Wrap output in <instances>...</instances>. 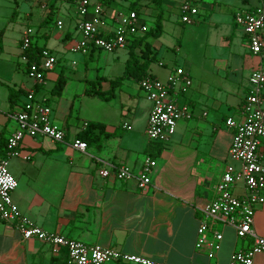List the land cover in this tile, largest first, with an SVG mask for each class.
Returning <instances> with one entry per match:
<instances>
[{
    "label": "crops",
    "instance_id": "1",
    "mask_svg": "<svg viewBox=\"0 0 264 264\" xmlns=\"http://www.w3.org/2000/svg\"><path fill=\"white\" fill-rule=\"evenodd\" d=\"M6 1L12 5L18 0ZM182 1L163 0V5L170 8ZM186 1L196 8V13L197 5L213 11L206 36L195 47L198 57L193 64L185 60L184 65H178L162 56L154 60L146 41L132 46V53L138 57L135 63L141 65L139 70L143 75L165 81L170 73L181 71L191 80L184 92L175 95L177 104L186 105L191 117L177 123L165 142L150 140L145 135L150 102L138 87L141 77L134 79V85L125 82L110 85L111 79L122 72L132 40L117 49L126 50L120 62L102 67L101 73H107L106 76L98 78L97 71L90 70L99 81L88 88L81 87L82 81L84 85L89 79L87 63L76 66L78 52L69 50L76 39L69 30H62L64 20L59 16L64 4L75 5L76 0H31L28 5L20 2L23 4L20 8L15 5L18 14L33 25L25 26L31 28V36L41 41V44L31 42V47L48 49L55 63L44 72L40 82L35 83L26 75L25 65L24 77L11 75V81H15L10 87L11 100L7 99V91L0 99V144L15 128L9 115L20 108L23 100L17 101L29 89L36 101L49 106L51 121L58 123L65 133L64 142L24 135L17 145L18 155L7 162V169L16 181L10 192L13 205L42 230L111 247L159 264H228L236 249L232 227L214 224L222 238L212 258L205 256L204 249L195 247L198 208L214 197L212 186L224 166L231 163L226 161L232 129L224 120L241 118L249 73L257 68L264 72V47L258 54L248 50L247 36L234 24L233 13L264 8V0ZM114 13L107 14L104 10L105 16ZM53 15L55 20L49 27L47 21ZM137 17L145 26L138 13ZM57 20L61 22L59 28L55 24ZM75 22L76 19L68 26L75 28ZM192 22L191 18L187 24ZM14 25L15 22H9L0 31V55L7 61L20 55L24 26ZM146 30L145 27L134 37H141ZM260 35L264 41V30ZM58 75L64 78V83L55 94L52 88ZM0 85H4L1 80ZM95 89L103 91V97L93 95ZM260 97V105L264 107V84ZM89 123L93 127L87 138L82 139L86 143L84 151L71 148L68 142L78 138ZM259 154L264 166V146L259 147ZM145 157L155 162L145 190L138 189L134 179L103 178L96 172L107 164L126 165L136 174ZM235 191L240 193L241 185H236ZM252 228L264 237V202L254 208ZM249 244L248 238H241L240 247ZM0 264L67 263L64 249L54 252L46 243L22 239L12 223L0 220ZM252 264H264V252L255 254Z\"/></svg>",
    "mask_w": 264,
    "mask_h": 264
},
{
    "label": "built area",
    "instance_id": "2",
    "mask_svg": "<svg viewBox=\"0 0 264 264\" xmlns=\"http://www.w3.org/2000/svg\"><path fill=\"white\" fill-rule=\"evenodd\" d=\"M103 0H76L75 28L79 32L69 48L70 51L88 54L94 49L112 52L126 46L139 32L145 30L134 10L117 11L105 16ZM180 21L191 22V15L196 8L184 0L179 5ZM233 22L247 36L248 50L258 54L264 47L260 32L264 30V8L254 7L249 10H236ZM60 27L61 22H55ZM32 30L25 27L20 36V61L25 65V73L33 82H40L46 70L52 68L55 57L46 48H41L33 57L28 58L31 48ZM191 84L187 74L176 71L170 73L165 81L151 76L138 80V87L150 102L147 113L145 135L154 141H167L180 119H189L191 112L184 104H177L175 95L184 92ZM248 90L240 108L241 118L237 121L226 117L224 124L232 129V136L227 148V163L212 186L214 197L198 208L199 219L195 247L204 249L205 256L212 258L220 247L222 234L214 228L215 223L232 227L235 237L248 238L247 247L232 251L228 264H252L255 254L264 252V237L252 228L254 208L264 202V166L260 163L259 147L264 146V107L260 105V94L264 84V72L252 70L247 77ZM50 108L42 101H36L33 91L23 95L20 108L9 117L15 128L0 144V220L12 223L22 239H33L50 246L57 252L64 249L67 264H159L144 257L121 252L97 243L87 244L80 240L66 238L61 234L47 232L25 218L15 208L10 192L16 181L7 169V162L17 156V145L24 135L30 138L44 137L50 142H64V130L50 119ZM86 126V122L82 123ZM129 128L128 125H125ZM68 145L78 151H84L83 140L73 138ZM154 160L145 157L141 167L133 174L126 165L112 167L104 164L97 169L100 177L113 176L118 180L134 179L140 190L150 184L149 172ZM240 182L242 191L235 187Z\"/></svg>",
    "mask_w": 264,
    "mask_h": 264
},
{
    "label": "rangeland",
    "instance_id": "3",
    "mask_svg": "<svg viewBox=\"0 0 264 264\" xmlns=\"http://www.w3.org/2000/svg\"><path fill=\"white\" fill-rule=\"evenodd\" d=\"M204 1L206 3H211V0ZM20 2L28 5L30 4L31 0H18L12 5L10 3H7L6 0H0V31H2L3 27L9 22H15L14 26L18 28L21 26H24L25 28L26 24L29 26H33L30 22H26L25 19L22 18V14H18L19 11H17L15 5L17 4L19 8L22 7L23 4L20 5ZM178 6L175 3L170 6V8H167V6L163 5V0H151V2L150 0H110L107 4L103 5V9L107 14H111L112 12L125 11L128 8H134L137 11L139 17L143 20L147 29L141 42L146 41L149 43L150 48L152 50L151 54L154 60L159 59L160 56H162L167 60L174 61L178 65H184L185 60L193 64L198 57L197 49H195V47L197 46L199 41H202L205 38L207 33L206 27L207 25H209L210 16H212L213 11L211 12L210 10H207L204 5H200L199 7L197 5V13L191 15L193 22L191 24H187L184 22L182 23L180 21V12ZM63 9L64 11L59 13V16H61L64 20L62 30H69L73 38H79L78 30L74 27L68 26L69 22H72L73 24L76 19L74 3L64 4ZM229 10H231V7L229 8ZM54 20L55 15H53V17L47 21V25H49V27H52V23ZM156 24L160 25V32L158 35L155 36L150 32H153V30H155ZM15 27H13V29H15ZM188 27H192L193 30H184ZM31 42L41 44L40 39L35 36H31ZM125 51L126 50H115L112 52H106L104 50L94 49L91 52V57L88 56L89 53L84 55L81 53H76L78 63L76 66L79 68L85 61L88 67L87 71L89 73V79L84 83V85L82 81L81 87L84 86L85 88H88L90 85H95L96 81H99L98 79L94 78L95 72L91 74L90 70L91 72L93 70H96L98 78H100L101 76H106L107 73H103V75L101 73L102 67L106 64H110L116 61L120 62L123 53H126ZM183 53L186 54V57L183 56ZM0 56L2 57V60L0 59V80L4 83V85H0L1 99V96L5 91H7L8 95V92L11 91L10 87H12L13 85L12 82H15L11 81V75H18L19 77H24V64L20 61V58L18 57L17 59L10 57L7 61L5 60V58H3L2 55ZM117 56L120 57L119 60L116 59ZM132 56L133 57L131 58V62L136 61V59L138 58L137 55L132 53ZM127 57H129V54ZM123 64L124 67L122 68V72L119 75L114 76L111 80L120 77L123 74V72L125 71L126 61ZM133 69L134 68L130 67L127 69L126 72L129 73L130 71H133ZM139 72L140 70L138 69L136 71V74ZM134 79L135 77L132 76H124L114 86L120 84L121 82L134 85ZM15 95H17L16 92ZM22 100L23 96L20 101L17 102H21ZM15 108L16 107H14V109ZM186 120L187 119H180L177 121V123ZM52 122L56 123L55 121ZM56 124L60 126L58 123ZM226 162L231 161L227 159ZM238 185H240V182H237V186ZM235 240L236 248H239L241 238L235 237ZM108 264L114 263L109 262Z\"/></svg>",
    "mask_w": 264,
    "mask_h": 264
},
{
    "label": "trees",
    "instance_id": "4",
    "mask_svg": "<svg viewBox=\"0 0 264 264\" xmlns=\"http://www.w3.org/2000/svg\"><path fill=\"white\" fill-rule=\"evenodd\" d=\"M107 2H108V0H103L102 1V3H103V5L104 4H107ZM132 9V8H131ZM136 13H137V11L135 10V9H133ZM159 32H160V25L159 24H156V27H155V30H153V32H150L151 34H153V35H158L159 34ZM144 35H145V33L141 36V37H134L133 39H132V41L130 42V44H129V47H134V46H136L137 44H139L140 42H141V40H143V37H144ZM146 43H144V45H145ZM133 47L132 48H130V53H129V57H128V59L126 60V64H125V71L123 72V74L120 76V77H117V78H115V79H113V80H111L110 81V85L111 86H114L115 84H117L118 82H119V80L121 79V78H123L124 76H132V77H135V78H140V77H142V76H147V75H143V71L142 72H139V73H137L136 74V71L138 70V69H140L141 68V65L140 64H137V63H135V61L134 62H131V58L133 57L132 56V51H133ZM41 49V48H40ZM40 49H34V47H31L30 48V51L28 52V58H30V57H33V56H35L36 54H38V51L40 50ZM134 68L133 69V71H130L129 73H127L126 71H127V69L128 68ZM97 82V81H96ZM63 83H64V78L62 77V76H60V75H58L57 77H56V79H55V82H54V85H53V88H52V90H53V92L55 93V94H58L59 92H60V90H61V88H62V85H63ZM87 94H91V93H89V92H87ZM93 95H98V96H100V97H103V91H100L99 89H95L94 91H93V93H92ZM11 96H12V93H11V91H9L8 92V101L10 102V100H11ZM93 127V124H91V123H89L88 125H87V127H86V130L83 132V133H81L80 135H78V139L80 138V140H82V139H86L87 138V135H88V133H89V131H90V129ZM77 138V137H76ZM85 142V141H84ZM86 144V143H85Z\"/></svg>",
    "mask_w": 264,
    "mask_h": 264
}]
</instances>
